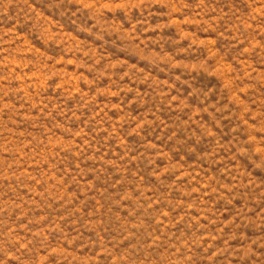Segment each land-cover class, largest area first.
I'll return each mask as SVG.
<instances>
[{
    "label": "rangeland",
    "instance_id": "374dc122",
    "mask_svg": "<svg viewBox=\"0 0 264 264\" xmlns=\"http://www.w3.org/2000/svg\"><path fill=\"white\" fill-rule=\"evenodd\" d=\"M0 264H264V0H0Z\"/></svg>",
    "mask_w": 264,
    "mask_h": 264
}]
</instances>
